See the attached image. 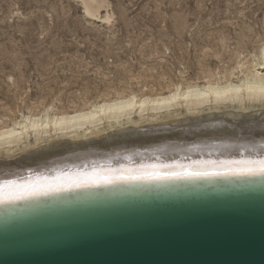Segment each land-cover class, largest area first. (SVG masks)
I'll return each mask as SVG.
<instances>
[{"label":"rangeland","instance_id":"1","mask_svg":"<svg viewBox=\"0 0 264 264\" xmlns=\"http://www.w3.org/2000/svg\"><path fill=\"white\" fill-rule=\"evenodd\" d=\"M109 1L112 25L86 19L80 0H0V124L130 87L202 81L264 44V0Z\"/></svg>","mask_w":264,"mask_h":264},{"label":"water","instance_id":"2","mask_svg":"<svg viewBox=\"0 0 264 264\" xmlns=\"http://www.w3.org/2000/svg\"><path fill=\"white\" fill-rule=\"evenodd\" d=\"M127 185L0 207V264H264V177Z\"/></svg>","mask_w":264,"mask_h":264},{"label":"bare ground","instance_id":"3","mask_svg":"<svg viewBox=\"0 0 264 264\" xmlns=\"http://www.w3.org/2000/svg\"><path fill=\"white\" fill-rule=\"evenodd\" d=\"M86 19L113 24L117 18L109 0H80ZM214 71V70H213ZM219 71V72H218ZM205 74L199 81H176L159 89L142 85L106 94L72 109H57L49 105L41 110H28L0 124V182L35 180L37 176H52L57 172H75L97 168H139L141 165L179 162L239 159L243 155L256 158L264 144V110L257 104L245 102L217 105L205 104L193 93L171 106L149 103L143 110L130 114L101 111L102 105L136 96L139 105L145 97L150 101L178 93L181 97L189 88L204 91L209 88L236 84L249 75H264V44L251 59L238 60L231 69ZM213 97V101H214ZM249 108L243 111L242 108ZM156 109V110H153ZM75 118V120H73ZM63 121V122H62ZM7 130V132H6ZM9 133H16L10 136ZM244 145L249 146L245 151ZM255 147L256 151H252ZM254 176H221L196 180H172L179 183L193 181L250 180ZM136 184V183H133ZM117 184L82 190H105L122 187ZM53 193L0 203V207L23 204L58 195Z\"/></svg>","mask_w":264,"mask_h":264},{"label":"snow or ice","instance_id":"4","mask_svg":"<svg viewBox=\"0 0 264 264\" xmlns=\"http://www.w3.org/2000/svg\"><path fill=\"white\" fill-rule=\"evenodd\" d=\"M196 94L205 104L217 105L232 103L244 105L245 102L257 104L264 110V75H249L246 79L238 80L236 84H227L224 87L209 88L204 91L189 88L187 94L181 97L178 93L171 96L157 98L150 101L145 97L137 105L136 96L132 95L127 100H117L111 105H102L101 111L129 113L139 106L141 110L148 104L155 103L161 107L171 106L182 98L187 100ZM213 97L215 98L213 101ZM156 110V109H153ZM249 111V108H242ZM75 120V118H73ZM63 122V121H62ZM7 132V130H6ZM15 136L16 133H9ZM7 137L0 134V140ZM248 151L247 145L243 146ZM262 150L253 158L243 155L239 159L193 161L191 164L174 162L170 164L141 165L139 168H97L91 170H77L75 172H57L52 176H37L35 180L18 182L6 180L0 182V203L14 202L22 199L44 196L53 193L68 192L73 190L105 187L117 184L133 183H158L172 180H196L221 176H254L264 175V144L259 145ZM252 151H256L253 147Z\"/></svg>","mask_w":264,"mask_h":264},{"label":"built area","instance_id":"5","mask_svg":"<svg viewBox=\"0 0 264 264\" xmlns=\"http://www.w3.org/2000/svg\"><path fill=\"white\" fill-rule=\"evenodd\" d=\"M166 51H167L168 57L172 56L174 53L172 49H167Z\"/></svg>","mask_w":264,"mask_h":264}]
</instances>
